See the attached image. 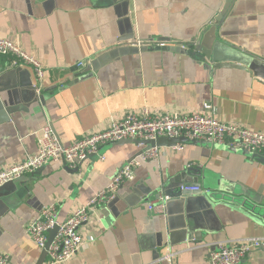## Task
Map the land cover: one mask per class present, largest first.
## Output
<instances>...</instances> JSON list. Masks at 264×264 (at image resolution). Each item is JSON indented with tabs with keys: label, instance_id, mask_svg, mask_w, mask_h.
Instances as JSON below:
<instances>
[{
	"label": "crops",
	"instance_id": "obj_1",
	"mask_svg": "<svg viewBox=\"0 0 264 264\" xmlns=\"http://www.w3.org/2000/svg\"><path fill=\"white\" fill-rule=\"evenodd\" d=\"M225 4L0 0V38L12 39L48 71L39 96L33 71L13 67L11 58L0 56V76L13 73L0 84L5 104L0 112V171L36 155L46 126L71 144L145 107L193 114L209 103L221 121L264 133V79L251 70L209 69L188 55L155 49L118 53L128 45L179 48L199 40ZM217 36L264 60V0H235ZM81 62L85 66L78 67ZM18 68L21 72H14ZM184 145L179 152L161 147L158 159L141 162L135 180L122 185L116 202L91 213L81 233L96 240L67 264H211V252L220 242L264 241V225L252 213L264 207V153L248 156L228 144L205 141ZM142 150L137 144H111L77 174L51 163L24 176L0 219V254L9 256V264L44 263V252L27 231L42 208L56 205L59 219L66 220L88 206L128 162L140 161ZM189 168L211 176L222 197L209 205L201 199L187 205L169 193L162 212L149 210V203L166 195L164 182H173ZM246 263L264 264V243Z\"/></svg>",
	"mask_w": 264,
	"mask_h": 264
},
{
	"label": "built area",
	"instance_id": "obj_2",
	"mask_svg": "<svg viewBox=\"0 0 264 264\" xmlns=\"http://www.w3.org/2000/svg\"><path fill=\"white\" fill-rule=\"evenodd\" d=\"M154 47L167 46L165 43L148 44ZM185 49V45L180 46ZM0 56L11 58L13 67L30 68L35 76L33 88L39 95L43 90L48 71L41 60L29 54L12 39L0 38ZM81 62L78 67L85 66ZM40 96V95H39ZM159 138H185L190 143L205 141L214 144H228L235 149L250 153H264V133L257 132L237 124L221 121L216 109L209 103L204 105L201 113L183 114L179 112L155 111L143 108L130 112L120 120L112 119L109 126L101 131L92 132L83 138L65 144L53 132L50 126L42 129L38 136L39 151L36 155L27 156L22 162L0 171V188L20 180L22 177L35 174L46 165L56 163L70 169L88 164L89 160L99 156L104 146L124 141H137L144 150L145 141H156ZM184 143L171 147L172 152L184 150ZM160 149L152 148L122 167L104 190L99 191L88 206L76 209L70 217L61 221L56 205L42 208L39 215L29 224L28 234L35 245L46 252L43 264H67L84 248L85 244L96 240L95 236L83 237L81 230L90 222L91 213L117 198L119 189L127 182L135 180V171L141 162L156 160ZM104 160V156L100 157ZM180 191L198 192L197 186L181 187ZM170 196H159L148 204L149 210L162 212ZM56 234L51 238V233ZM264 241L246 239L220 242L211 252V264H247L249 254L260 248ZM9 256L0 254V264H9Z\"/></svg>",
	"mask_w": 264,
	"mask_h": 264
},
{
	"label": "water",
	"instance_id": "obj_3",
	"mask_svg": "<svg viewBox=\"0 0 264 264\" xmlns=\"http://www.w3.org/2000/svg\"><path fill=\"white\" fill-rule=\"evenodd\" d=\"M235 0H226V4L221 13L217 16L216 20L213 22L212 28H210L199 40H194L192 43L185 45L186 48L182 49L181 47L170 48L167 46L164 47H152L149 45H145L142 47L137 46H124L119 49L118 53L121 56H125L128 54H138L142 52L149 51L151 49H155L156 51H170L178 54H185L194 58L195 60L204 63L209 69H217V68H238V69H249L256 76L261 79H264V60L258 56L252 55L248 52L240 50L234 46L227 44L224 41L218 39L217 36V27L222 23V21L229 15L232 6L234 5ZM132 39V38H131ZM117 53V54H118ZM21 68L14 69V72H21ZM2 74L0 76V84L3 79L8 76L13 75ZM0 91L1 87H0ZM4 103L0 102V112H4ZM185 138L179 139H171V138H159L156 141H145L143 144L145 145V149L140 152L150 150L152 148H161V147H173L178 143H187ZM190 143V142H189ZM197 143V142H192ZM120 144H139L137 141H124L120 142ZM245 155L250 156L252 153L247 151H242ZM79 166L75 169H67L70 170L71 173L77 174L80 171ZM42 170V169H41ZM39 170V171H41ZM37 171L36 173H38ZM35 173V174H36ZM26 180L25 177H22L20 180H17L13 183H9L0 188V219L2 218L3 213H5L9 206L6 203V200L15 192V186L20 182ZM197 186L199 188L198 192H187L180 191L181 187H191ZM216 183L212 179L211 176L206 175L199 168H189L186 172L179 174L175 180L164 182L162 191L165 192L166 195L172 193V197H182L183 201L188 204H195L198 202L197 200L201 199L209 205L212 201L216 200L219 197H222V189L216 187ZM208 193V194H207ZM171 195V194H170ZM169 196V195H168ZM117 198L113 200L108 205L115 203ZM256 212V213H255ZM256 218H259L262 224L264 225V207H260V209H254L252 211ZM193 229H197L196 225H194ZM56 234V231L51 233V238H53ZM46 256V252H44ZM43 264V262H42Z\"/></svg>",
	"mask_w": 264,
	"mask_h": 264
}]
</instances>
